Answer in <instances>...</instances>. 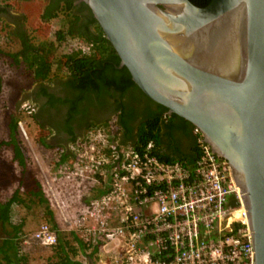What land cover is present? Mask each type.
<instances>
[{"label": "water", "instance_id": "water-1", "mask_svg": "<svg viewBox=\"0 0 264 264\" xmlns=\"http://www.w3.org/2000/svg\"><path fill=\"white\" fill-rule=\"evenodd\" d=\"M135 86L227 162L264 264V0H80Z\"/></svg>", "mask_w": 264, "mask_h": 264}, {"label": "built area", "instance_id": "built-area-1", "mask_svg": "<svg viewBox=\"0 0 264 264\" xmlns=\"http://www.w3.org/2000/svg\"><path fill=\"white\" fill-rule=\"evenodd\" d=\"M91 47L75 50L88 53ZM193 135L199 149L193 165L161 161L153 142L134 148L100 129L87 130L61 152L67 158L56 160L45 185L64 221L54 181H91L103 191L70 223L89 250L98 249L94 264H252L250 234L230 168L195 128ZM32 239L46 247L56 244L47 224Z\"/></svg>", "mask_w": 264, "mask_h": 264}, {"label": "trees", "instance_id": "trees-1", "mask_svg": "<svg viewBox=\"0 0 264 264\" xmlns=\"http://www.w3.org/2000/svg\"><path fill=\"white\" fill-rule=\"evenodd\" d=\"M50 1L51 5L46 8L40 19L44 23H49L51 20L59 18L60 27L53 33L52 40H47L37 46L33 44L31 37L29 38L25 33L19 52L11 55L15 63L19 60L27 61V69L31 72L35 81H48L54 73H61L67 78L68 88L75 92L73 98L67 101L70 105L69 118L77 113V105L82 100L88 99L91 101L92 99L94 101L104 95H117V110H120L117 121L118 128L130 132L131 127L128 126L127 122L136 113L130 109L123 112L120 100L126 93H131L132 97L142 104L139 112L143 116L135 127L134 136L131 139L122 141L121 144L141 148L147 143L153 142L154 154L159 160L165 162L180 161L186 165H193L199 156V149L196 137L193 135L194 128L191 124L175 115L169 116L164 107L149 100L135 86L126 68H117L119 58L110 43L105 39L103 32L85 4L82 3L78 10L88 9L86 24L83 25L86 31H81L82 26H78L79 17L74 12L72 0ZM189 1L196 7L202 8L212 0ZM89 28H93V34L89 33ZM74 38L82 39L91 44V50L88 53L72 50L70 53L62 54L61 52L67 48V45ZM41 93L47 95L45 88L41 89ZM50 98L53 101L55 100L53 97ZM50 103L52 104V101ZM8 129L10 131L8 140L2 142L1 146L11 147L13 160L18 162L22 168L21 173L25 177L27 157L25 149L17 137L16 118L11 120ZM89 129H94V125L86 130ZM176 130L185 133L190 138L187 153L169 154L165 152L166 145L168 148L170 147L173 132ZM39 143L46 148H50L45 140L40 139ZM66 158V154H61L59 162H64ZM24 184L26 185V188L23 187L25 197L20 194L21 185ZM18 187L10 197L0 202V235H6L0 240V264H26L27 262L25 255L20 252L24 219H16V207L22 206L30 209L31 206L33 208L34 204L43 206L44 220L51 225L52 230L56 229L53 213L48 207L42 185L33 178L31 181L26 179L24 182H19ZM102 194L103 191L100 192L98 197ZM6 228H10V232H7ZM55 234L56 244L51 247V264H82L76 260L78 255H86L91 260L98 250L97 248L89 250L74 233H70L71 239L66 234L57 232ZM87 251H89L88 254H86Z\"/></svg>", "mask_w": 264, "mask_h": 264}, {"label": "rangeland", "instance_id": "rangeland-1", "mask_svg": "<svg viewBox=\"0 0 264 264\" xmlns=\"http://www.w3.org/2000/svg\"><path fill=\"white\" fill-rule=\"evenodd\" d=\"M39 3L36 0L28 4L11 0V7L14 11L26 17V28L35 46L47 40H52L53 33L61 25L59 18L53 19L49 23L42 22L39 14L41 12ZM7 31L8 27L5 28L0 22V202L10 197L19 188V182H24L26 179L30 181L33 178L36 179L42 185L48 207L53 213V220L56 225V231H53L66 234L71 239L70 233H73V231L70 223H74L75 218L84 212L94 198L98 197L102 189L100 185L91 181L70 179L54 181L52 188L55 197L63 205V214L67 218V221L63 220L45 185V180L52 177L56 160L59 159L64 148L59 143L51 144L49 141H45L50 148H46L39 143L40 139L45 140L43 139L45 134L40 131L41 127L33 120V116L28 113L32 108H35L28 105V102H24L26 93L30 92L35 84L39 83L33 79L24 62L19 60L15 63L11 57L18 51L19 47L16 45L15 38L10 36ZM88 44L82 39L74 38L61 53L67 54L75 50L76 47L82 45L87 47ZM53 75L57 74H52L51 78L46 81L47 84L51 83L54 78ZM13 118L17 119V137L25 149L27 157L25 177L21 173L22 168L18 162L13 160L11 147L1 146L2 142L8 140V133L10 132L8 128ZM19 122L21 128L18 125ZM94 123H97L94 125V129L109 131L112 136L114 135L115 118H111V116L101 117L99 120H95ZM24 185H21L20 189V194L23 197H25L24 188H26V185ZM15 210L17 212L16 219H24L20 252L25 255L26 264H51V247L42 246L32 239V235L41 224H47L51 227L44 220L43 206L34 204L33 208L31 206L30 209L19 206ZM6 231L10 232V228H6ZM4 236L6 235L1 234L0 240ZM88 253L89 251L86 252V254ZM93 259L90 260L86 255L81 254L76 258L82 264H94Z\"/></svg>", "mask_w": 264, "mask_h": 264}, {"label": "flooded vegetation", "instance_id": "flooded-vegetation-1", "mask_svg": "<svg viewBox=\"0 0 264 264\" xmlns=\"http://www.w3.org/2000/svg\"><path fill=\"white\" fill-rule=\"evenodd\" d=\"M17 1L28 4L34 0ZM36 1L40 2V15L45 13L46 8L51 5L50 0ZM72 2L74 12H76L79 17L78 26H82L81 31H86L83 25L86 24L88 9L78 11L82 2L80 0H72ZM25 20L26 17H24V15L17 13L11 7V0H0V22L5 28L8 27L7 33L15 38L16 45L19 47L16 53L20 50V45L25 33L30 38ZM89 33H94L93 28H89ZM22 62L25 64L28 63L27 61ZM56 74L57 75L55 76L53 75L54 78L49 84L38 81L37 83L39 84H35L32 90L26 93V97H24V102H28V105H32L35 108H32V110L28 113L33 116V120H35L38 126L41 127H39L40 131L50 130L53 132L45 139L46 142L49 141L51 144L59 143L60 146L66 148L73 141L81 139L84 136L85 131H87L86 129L92 126L95 120H99L101 117L106 118V116H111V118H115V122L118 121L120 110H117V95H104L100 99L94 101L92 99L91 101L88 99L82 100L77 105V113L73 114V116L69 118L70 105L67 101L73 98L75 92L68 88L67 78L63 76V74ZM42 88H45L47 95L41 93ZM50 97H53L55 100H51ZM50 101H52V104ZM120 101L122 103L121 109L123 112H127L130 109L136 114H133L127 122L128 126L131 127L130 132L118 129V131L114 133V140L119 144H121L122 141L131 139L134 136L136 132L135 127L138 125L139 120L143 116V114L139 112V109L142 108V104L139 103L137 99L133 98L131 93L123 95ZM189 140L190 138L185 133L176 130L173 132L170 147L168 148L166 145L165 152L169 154L187 153Z\"/></svg>", "mask_w": 264, "mask_h": 264}, {"label": "crops", "instance_id": "crops-1", "mask_svg": "<svg viewBox=\"0 0 264 264\" xmlns=\"http://www.w3.org/2000/svg\"><path fill=\"white\" fill-rule=\"evenodd\" d=\"M38 82V81H37ZM46 82V81H45ZM97 123H94L93 125H96ZM115 126H116V128H115V131H114V133L116 132V131H118V125H117V122H115ZM41 132H43L44 134H45V137H44V139H46V138H48V136H50V134L51 133H53V132H51L50 130H43V131H41ZM86 132V131H85ZM85 134V133H84ZM48 135V136H47ZM64 149H65V147H63Z\"/></svg>", "mask_w": 264, "mask_h": 264}]
</instances>
